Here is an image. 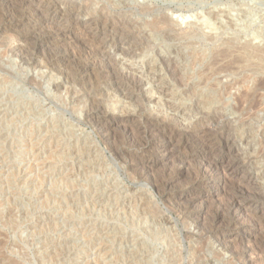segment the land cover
I'll use <instances>...</instances> for the list:
<instances>
[{
	"label": "rangeland",
	"instance_id": "obj_1",
	"mask_svg": "<svg viewBox=\"0 0 264 264\" xmlns=\"http://www.w3.org/2000/svg\"><path fill=\"white\" fill-rule=\"evenodd\" d=\"M48 5L0 0V264H264V0Z\"/></svg>",
	"mask_w": 264,
	"mask_h": 264
},
{
	"label": "bare ground",
	"instance_id": "obj_2",
	"mask_svg": "<svg viewBox=\"0 0 264 264\" xmlns=\"http://www.w3.org/2000/svg\"><path fill=\"white\" fill-rule=\"evenodd\" d=\"M55 0H47V2H48V6H50V3L51 2H54ZM60 1V0H59ZM98 2V1H97ZM100 2V1H99ZM111 3V2H110ZM38 4V3H37ZM39 4H41L40 2H39ZM46 4V3H45ZM114 4V3H113ZM53 6V5H52ZM243 8V7H242ZM240 9L239 8V10H237L238 11V13H239V11H240V16L238 17V16H236L238 19L237 20H239L238 22H239V24H238V22L236 23L235 22V20H233L232 19V17L231 18H229V15H231L232 13L231 12H229V13H226V16H227V19H228V22L229 23H231V25H234V26H237L238 27V25H239V31H243V32H245L247 35H249L250 37H260L261 35H262V28H261V26L256 22V20H255V12L252 10V9H250V8H245V9ZM238 9V8H237ZM219 13H221L220 11H219ZM219 13H216V12H212V13H210V16H211V18L213 19V20H218V19H220L221 17H220V14ZM221 14H223V13H221ZM233 15V14H232ZM221 16H223V15H221ZM225 16V17H226ZM220 17V18H219ZM96 18V17H95ZM91 20H92V18H90V19H88V20H86V21H82V23L83 24H87L88 25V28H91V23H93V22H91ZM156 20V19H155ZM154 20V21H155ZM201 21H202V24H203V26H207V27H210L211 25H212V22L210 21V19L209 18H207L206 16H201ZM220 21V20H219ZM158 22H163V23H167L168 22V19L166 18V16H161V17H159V19L158 20H156L155 22H153L154 23V26L156 25V24H159ZM97 23V22H96ZM152 23V24H153ZM221 23V22H220ZM82 24V25H83ZM95 24V23H94ZM123 24V23H122ZM168 24V23H167ZM80 26V25H79ZM84 26V25H83ZM86 26V25H85ZM158 26V25H157ZM229 26V25H228ZM92 28H94V27H92ZM87 30H89V29H87ZM86 30V31H87ZM235 30H236V27H235ZM103 31V30H102ZM135 32H138V31H135ZM236 33V32H235ZM138 34V33H137ZM139 34H140V32H139ZM102 35V34H101ZM94 36V35H93ZM110 37V36H109ZM108 37V35L104 38V39H107V40H104L103 39V42H102V44H108V45H111V47H112V45H114V42H112L113 40L111 39V38H109ZM114 37V36H113ZM112 37V38H113ZM103 38V37H102ZM131 38L132 37H129V38H123V40L122 39H120V40H118L120 43V46H123L122 44L125 42V44H127V43H129L130 41L129 40H131ZM264 38V37H263ZM114 39V38H113ZM118 39V38H117ZM126 39H128L127 41H126ZM133 42V41H132ZM131 42V43H132ZM101 43V42H100ZM115 43H117V42H115ZM247 44V43H246ZM106 46V45H105ZM127 46V45H126ZM95 47V46H94ZM114 47V49H115V46H113ZM119 47V46H118ZM133 46L131 45V47H128L127 48V50H124V48L123 47H119L117 50H119L120 52H123L125 55L126 54H129V53H131V48H132ZM135 47V46H134ZM247 47V46H246ZM253 48V47H252ZM97 49V48H96ZM254 49H256V48H253V51H254ZM103 50V49H102ZM255 51H257V50H255ZM260 51V50H259ZM258 51V52H259ZM99 53V52H98ZM257 53V52H256ZM101 55V54H100ZM258 55V54H257ZM23 59V58H22ZM174 62V61H173ZM46 63H47V61H46ZM50 64V63H49ZM50 66V65H49ZM104 72V71H103ZM112 72V71H111ZM110 72V73H111ZM123 73V72H122ZM102 74V73H101ZM111 74H113V72L111 73ZM125 74V73H124ZM128 74V73H127ZM171 74V73H170ZM114 75H115V72H114ZM120 75V74H119ZM173 75V74H172ZM104 76V75H103ZM108 76H110V75H108ZM116 76V75H115ZM125 76V75H124ZM122 77H123V75H122ZM103 78V77H102ZM112 78H114V77H112ZM127 78H128V76H127ZM107 79V78H106ZM123 79V78H122ZM116 80V79H115ZM135 80V79H134ZM134 80H132V81H134ZM113 81V80H112ZM120 82V81H119ZM135 82V81H134ZM106 83V82H105ZM114 83H115V81H114ZM131 83V82H130ZM137 83L140 85L142 82H141V79H139L138 78V81H137ZM124 84V83H123ZM57 85H59V84H57ZM113 85V84H112ZM120 85V84H119ZM105 86V85H104ZM118 86V85H117ZM127 86V85H126ZM129 86V85H128ZM110 87V86H109ZM115 87V86H114ZM119 87H121V86H119ZM130 87V86H129ZM57 88V87H56ZM126 88V87H125ZM140 88V87H139ZM99 89V88H98ZM97 89V90H98ZM117 89H119V88H117ZM121 89V88H120ZM102 90V89H101ZM126 90H128V89H126ZM126 90H124V91H126ZM139 89H137V91H138ZM115 91H116V89H115ZM134 91H135V89H134ZM133 91V92H134ZM164 94H166V92H165V90H163L162 91ZM119 93V92H118ZM122 94V93H121ZM126 94V93H125ZM124 94V95H125ZM91 97V96H90ZM91 102V101H90ZM88 103V102H87ZM93 104V103H92ZM97 104V103H96ZM99 104V103H98ZM95 107V106H94ZM90 109V108H89ZM88 113V112H87ZM95 113H97V111L95 112ZM89 114V113H88ZM88 117V116H87ZM134 117V116H133ZM90 118V117H89ZM93 118V117H92ZM227 121V120H226ZM231 122V121H230ZM107 131V130H106ZM208 131V130H207ZM167 149V148H166ZM168 150V149H167ZM164 151H166V150H164ZM169 151V150H168ZM170 153L169 152H164L161 156H167V155H169ZM238 155V154H237ZM213 156V155H212ZM232 157V156H231ZM130 160V159H129ZM203 161H201V163H200V166H201V168H202V173H200V175L198 176V178H197V181H200V182H203V181H205V180H208V181H210L211 182V184H213V186L215 185V186H219V185H221L222 184V182H224V180H226L225 179V173H223V172H219V170H216V169H210L209 167H210V163H212V162H210V163H208V161H205V159H202ZM208 160V159H207ZM171 161V160H170ZM200 162V161H199ZM135 163V162H134ZM215 163V162H214ZM214 163H212V164H214ZM138 164V163H137ZM136 164V165H137ZM226 165V164H225ZM227 165H229V163L227 164ZM137 166H139V165H137ZM212 166V165H211ZM136 167V166H135ZM145 167V166H144ZM226 167V166H225ZM143 168V167H142ZM212 168V167H211ZM232 169V168H231ZM136 171V170H135ZM146 171V170H145ZM142 172V171H141ZM138 173V172H137ZM138 175V174H137ZM230 178V177H229ZM228 183V182H227ZM226 185V184H225ZM238 186V185H237ZM223 187V186H222ZM244 191V190H243ZM194 202V201H193ZM237 207V206H236ZM263 215V214H262ZM244 217V216H243ZM242 217V218H243ZM236 238V237H235ZM252 242V241H251ZM252 251V250H251ZM255 252V251H254ZM251 253H253V252H251ZM250 255V254H249ZM252 256V255H251ZM254 256V255H253ZM256 258V257H255Z\"/></svg>",
	"mask_w": 264,
	"mask_h": 264
}]
</instances>
